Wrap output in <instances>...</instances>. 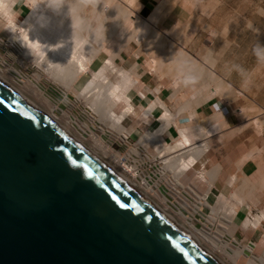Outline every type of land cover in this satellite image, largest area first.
I'll use <instances>...</instances> for the list:
<instances>
[{
    "label": "water",
    "instance_id": "obj_1",
    "mask_svg": "<svg viewBox=\"0 0 264 264\" xmlns=\"http://www.w3.org/2000/svg\"><path fill=\"white\" fill-rule=\"evenodd\" d=\"M0 264L218 263L0 81Z\"/></svg>",
    "mask_w": 264,
    "mask_h": 264
},
{
    "label": "rangeland",
    "instance_id": "obj_2",
    "mask_svg": "<svg viewBox=\"0 0 264 264\" xmlns=\"http://www.w3.org/2000/svg\"><path fill=\"white\" fill-rule=\"evenodd\" d=\"M120 1H124L123 3L121 2V4L123 5H125V2H129L128 7H126L127 4L125 5V7L128 9V14L131 13V15L137 16L135 14L137 12V1ZM66 2L67 0H62V3ZM14 3L16 5H10L9 9L15 14L18 13L17 7H19V9L20 7L23 8V10L21 11H25L30 7L28 1L14 0ZM139 3H141V0H138V4ZM92 4H94V2L92 3V0H84L77 12H84L81 15L89 18L90 20L92 17L93 19H96V15H94L92 11ZM102 6L103 7L100 11L105 12L108 10L107 8L106 10L104 9L105 5ZM176 7L178 8V14H180V16L184 15L183 17L185 18L181 17L179 18L180 20H175L172 25L163 26V28L157 25L159 27L158 28L157 26L152 24L151 21L146 19L142 20L141 18V21L146 20L147 29L145 33H140L142 34L140 37H138L139 35H135L138 34V22H135L134 24L129 19H127L124 25L119 26L116 24V26L118 27H113L116 29V31H114L113 35L111 34L112 36L108 41L103 42L104 46H106L102 48V53L107 57L112 56L111 58L114 59V63L117 66L119 65V67H123L125 69H132L133 67H135V78H137L138 80L140 79L141 74H144L145 72L153 69V62L151 60L155 59L158 63L154 67L155 71L153 72L152 70V73L156 74L160 78H163V85L168 87L169 91L173 94V96L166 100V102L173 112H176L177 110L181 109L180 107L183 106L182 108L184 110V115L182 114V116L187 121V126L191 129V131L197 126L193 122L192 118L194 111L199 105L207 102L208 98H212L214 96H222L224 97L223 99L232 101L237 97L245 101L243 112L247 116V127L253 132V134H255L260 145L259 147H251L250 152L242 157L243 161H241L240 163L244 162L243 165L238 163V166L240 167L236 166L235 171L232 174H236V171L238 170L236 175L237 177H239V179L234 185V189H238L240 187L239 183H241V181L243 180L239 193L241 194V197H243L245 202L248 201V203L252 205V209L256 210H254L252 213V216H255L258 214V212H264V202H262V204H258L259 199L257 194L258 191L256 188L257 186L253 184L252 179L254 173H247L245 170L243 171V166H245L247 160H250L251 162H257L259 165H264V62H224L226 56L235 54L238 55V52L231 51L230 46L235 44L236 41L234 39V36L225 33V31H221L219 28L225 27V25L227 27L230 25H236V27L238 28L239 24H236L235 21L229 23L226 22L225 24H223L224 21L222 17L217 20L213 17L208 18L207 16H201V18H199L197 15L198 11L200 10L199 6L194 4L191 0L180 1L179 4L176 5ZM132 12L134 13L132 14ZM139 13L143 18H148L147 15L140 12V10ZM123 14L124 13H122V15ZM105 17H108V15L104 16V18ZM120 17L121 15L118 16V18ZM101 19H103V17ZM105 19H103V22L105 20L106 23L103 27L104 31H102V33L104 32L103 34L107 35L103 37L108 38L110 36H108V34H110L109 31L113 29L111 27L112 21L110 18ZM91 21H93L91 22L92 25L94 24L93 26H96V20ZM236 22H238V20H236ZM141 23L142 22H140V24ZM141 26L143 27V25ZM140 28H138V30ZM81 32L83 31L81 30ZM85 32L86 30L84 31V33ZM157 42L164 44H160L161 48H157L156 46H160H153ZM92 43L94 44V41ZM98 43L99 42L94 45L96 46ZM147 44H149L148 47ZM151 46L156 47V49H153V52L150 49L152 48ZM96 47L98 48V45ZM183 52H186L188 54L189 60L187 59L180 62L177 57ZM22 54L23 53L21 52V49L11 43L9 31L3 29L0 25V79L9 88L13 89L19 95L37 106L40 112L43 113L47 118L60 125L65 129L67 133H69L73 137L79 139L98 158L112 165V167L121 176L127 178L123 173L119 171L118 166L111 160L110 156L104 155L103 151L98 145L95 144L92 138H90L85 133L84 136L86 138H83L78 128L83 126L82 123H85L88 128L86 130V128L82 127L83 130H85L88 134H90L92 131V133H95L103 138L108 144H110V142L114 140V136H118V138L121 136H119L117 132L108 129V127L99 120V116L91 111L87 102L84 101V97L80 95L79 90L75 89L74 87H68L67 83L69 82L67 80H65L67 81V83H65V81L63 82L54 80L51 76L46 74L44 70H42L43 68L41 69V67H38V65L35 64V62H32L30 58L24 57L25 55ZM176 62H180L181 64L179 63V65ZM182 62H184V65L186 63V65H182ZM190 62H192V64ZM101 63L102 62L98 59L94 60L88 70L87 77L79 78L77 81H75L74 86H77L83 81L88 80L90 77H93L95 71L100 67ZM178 65L182 66V69ZM178 67L180 69H178ZM12 69L16 72L11 71ZM195 70H198L199 72L196 76L193 74V71ZM136 75H138V77ZM228 76L234 78L236 83L231 85L229 79L227 78ZM216 80L219 81H217L219 84L220 81L223 80V82L221 83L225 82V85H227L228 88L227 86H224L228 89L229 93H226V88H221V86L224 87L223 84H221L220 87L217 85L215 86L214 82H216ZM30 81L34 82L42 90L44 96H46L47 98L50 97L49 99L51 100V105L53 106L47 104L39 94L34 93L33 89L29 87V85L27 86L26 83ZM182 82L187 84H183ZM139 85L140 83H138V85L136 84V87ZM217 87L221 89V93L214 95L211 88L218 89ZM229 88L231 89V92ZM235 88L240 89L241 94L231 96V93L235 92ZM52 107L54 108V110ZM114 111L119 114L121 109L117 107L114 108ZM62 112L74 118L75 122L72 124L68 123V119H66L67 117L64 116V113ZM54 117H56V119ZM262 120L263 122L261 127L260 123ZM176 122H178V120ZM202 127L204 129L206 128L203 125ZM174 128L176 129V126H174ZM168 136L170 138H174L175 133L173 131H170L168 133ZM131 137L132 139H134L133 136ZM134 137H136V135ZM138 140H140V136ZM139 143L145 144L143 142ZM148 144L151 143H147V145ZM246 155L250 156L247 157ZM239 168L242 171H240ZM188 178H194L192 172L191 174H189ZM194 182L196 184H200L197 179L194 180ZM202 187L205 189V185H203ZM137 189L144 195L145 198L148 199V201L153 206L172 218L190 238L194 239L196 242H199L215 260H217L221 264H235V262H237V264H249L250 260L248 257L238 256L236 261H234L235 258L233 257V255H229V257H226L219 251V249L221 251H223L224 249L223 241L217 242L216 240V245H218L219 249L216 248L213 245V241L211 239L207 240L205 235L202 233L196 234L188 226L187 222L184 219H180V217H178L172 210L168 209V207H165V205H163L159 201L158 197L152 196L153 194L150 195L149 193H147L145 191V188L139 187ZM211 201H214V198H211ZM210 216L212 218L217 217L216 215ZM249 218V216H245L242 214L238 215V227L244 221H248L249 223L247 226L244 225L240 228L243 234H235L234 231H232L234 224L232 226H229L230 228L228 227L230 232H223L220 227L212 228L209 225L208 227L209 229L212 228V230L215 232H220L223 238L225 237V240H227L226 237L229 233L233 234L236 237H239L240 239L243 238L244 241H246L245 244H247L248 240L255 241L258 248L254 251V254L259 258L260 256H262L264 251V246L260 244V241L262 240V234H264V225L259 226V232H252V234L251 232L248 233L247 229L250 226ZM217 222L221 224L218 220ZM197 226L199 228H202V226ZM210 237L212 238L213 235L210 234ZM257 263L264 264V261H257Z\"/></svg>",
    "mask_w": 264,
    "mask_h": 264
},
{
    "label": "bare ground",
    "instance_id": "obj_3",
    "mask_svg": "<svg viewBox=\"0 0 264 264\" xmlns=\"http://www.w3.org/2000/svg\"><path fill=\"white\" fill-rule=\"evenodd\" d=\"M21 1H28V3L30 4V7L29 9L25 11H21L19 7L16 6L18 13L16 12L17 14H15L9 9L10 5H14V6L16 5L14 3V0H0V25L2 26L3 29L9 31L11 43H13V45L18 46L21 49V52L23 53L22 55H25L24 57L30 58L32 62H35V64H37L38 67L40 66L41 69L43 68L42 70H44V72L48 74L49 76H51L54 80L63 81V82L67 80L69 83H67V81H65V83L68 84L69 88L74 87L75 89L79 90L80 95L84 97L85 99L84 101L87 102L91 111L99 116V120L103 124H105L108 127V129L117 132L119 136L129 135L130 130L128 131V127H127L128 119L127 118H129L130 114H133L135 112V106H137L135 98H134V92H133V87L135 83H137L136 82L137 78H135V74L129 69L119 67V65L117 66L113 61L114 59L111 58L112 56L107 57L103 55L102 48L106 46V45L104 46L103 42L108 41L110 37L113 35L114 31H116V29L113 28L116 26V24L119 26L124 25L127 19H129L134 24L135 22L136 23L138 22L137 24L138 34H135V33L134 34L137 36L139 35L138 37H140L143 33H145L147 29L146 20L141 21L140 20L141 16H139L140 14H137V12L135 13L137 16L131 15V13L128 14V9L126 7H128L129 2H125V5L127 4V6L125 7V5L121 4L122 1L120 0H92V3L94 2V4H92L91 6L93 10L92 9L91 10L93 11V14L96 15L95 16L96 19H93L92 17L91 20H96L97 22V24H95L96 26H93L94 24L92 25L91 22L93 21H91L89 18L81 15L84 12H81V13L77 12L84 0H69V1L67 0L66 3H62V0H21ZM117 1H120V2H117ZM132 1L134 0H130V2ZM102 5H105L104 7L105 10L106 8L108 9L107 11H105L106 13L103 11H100L103 7ZM122 13L124 14L122 15ZM133 13L134 12H132V14ZM107 15L108 17H105V18L111 19L112 25H113V26L111 25V27L113 29L110 27L112 29L111 31H109L110 34H108V36L109 35L110 36L108 38L107 37L105 38L103 36H107V35L103 34L104 32L102 33V31H104L103 27L105 26V23H106L105 21L106 19L104 18V16H107ZM119 15H121L120 17L121 19L118 18ZM67 16H68V20H67ZM102 17L103 19H105L104 22H103V19H101ZM140 22L142 23L140 24ZM141 25H143V27ZM138 28L140 29L138 30ZM81 30L83 32H81ZM85 30L86 32L84 33ZM96 39H97V42H99L97 44L98 48L96 47L97 45L96 46L94 45L97 43ZM93 41H94V44L92 43ZM160 44L162 43L157 42L153 46H156V45L160 46ZM148 45L149 44H147V47ZM153 46H151L152 48H150L152 52L154 51L153 50L154 48L156 49V47L161 48V46L160 47L158 46L153 47ZM97 59L100 60L102 63L100 67L95 71L94 76L90 77L86 81H83L79 85L74 86L75 81H77L79 78L87 77L88 70L91 64L93 63L94 60H97ZM177 59L181 62L183 60H187V59L189 60V57L186 52H183L177 57ZM151 61L153 62L152 70L154 72L155 71L154 67L156 66L158 62L155 59H152ZM180 62H176V63L179 64ZM182 63H183L182 65H184V62ZM190 63L192 64V62ZM179 67L181 68L182 66H179ZM179 67L178 69H180ZM11 71L16 72L13 69ZM193 72L195 76L199 73L198 70L197 71L195 70ZM0 81L4 83L1 79ZM217 81L218 80H216V82ZM216 82H214L215 86L217 85L220 87L221 84H223V86L225 85V82L221 83L223 82V80L220 81V84L218 83L219 81L217 83ZM187 83H184V84H187ZM26 84L27 86L29 85V87L33 89L34 93L39 94L47 104L49 105L52 104L51 100L49 99L50 97L47 98L46 96H44L42 93V90L34 82L30 81V82H27ZM225 86L224 87L221 86V88L222 89L226 88ZM6 87L8 86L6 85ZM211 89L214 95L221 93L220 88L218 89L211 88ZM229 90L231 92L230 88ZM11 91H13V93L16 95H19L13 89H11ZM227 92H228V89L226 93ZM156 106L161 111L160 114L157 115V118L158 120L162 121L163 124L158 127L151 126L149 129L142 132L140 134V140L138 139L137 140L145 144H142L139 142L137 143L139 145H147V143L153 144L159 150L162 158L164 157V159L167 162H170L173 158H175L176 161L173 163H170V169L178 177L182 175V173H184L186 170H188L192 165H194V163L198 162L199 163L198 173L197 174L194 173V177L197 178L198 181H201L200 184H203V182H206L209 184V188L213 187L215 180L218 176V172L220 170L219 167L217 166L216 168L215 166V168L212 169L211 171H204V170L199 169V167L203 165L205 160L207 159V157L205 156L209 149V143H208L207 137L210 135V133L208 132V129L206 128L204 129L202 125H197V126L195 125L196 128H193L191 131V129L188 128V126H185V127L179 126L178 122L181 123L185 121L182 117V112L184 111L182 108L183 106L180 107L181 109L177 110V112H173L171 111V109L166 108V105L164 103L163 105L158 104ZM117 107L121 109L119 114L114 111V108H117ZM152 112L153 111L151 107H149L146 111H144L143 116L145 117L147 115H154ZM64 116L67 117L66 119H68L67 121L68 123L72 124L75 122V119L70 117L66 113H64ZM54 118L56 119V117ZM49 120L53 122L51 119ZM177 120L178 122H176ZM262 122L263 120L260 123L261 127H262ZM53 123L55 124V126H57L60 130L68 134L73 140H75L81 146L85 147L87 150L92 152L79 139L67 133L65 129L62 128L57 123L55 122ZM82 125H83L82 127L86 128L87 130L88 128L87 125L85 123H82ZM174 126H176V129L174 128ZM82 127L78 128L77 126L83 138L84 139L86 138L84 136V133H86L90 138H92L95 144L100 147V149L103 151L105 156H107L108 154L110 155V153L113 150V147L110 144L106 143V141L103 138H101L95 133H92V131L90 134H88L85 130H83ZM171 128L175 132L176 136L174 138L169 139V141L162 140L160 135L164 133L165 130L167 129L171 130ZM199 132L203 133L204 137L198 140L197 142H195V139H199L201 136L199 135ZM92 154L95 155L93 152ZM117 156L118 155L114 157L112 156L115 161H117ZM98 159L102 161L103 163L107 164L113 170V172L121 180H123V182L127 185V187H129L131 190L141 193L137 189L139 188V186L134 181H132L131 179L125 178L124 176H121L112 167V165L104 162L100 158ZM243 163H240V164L243 165ZM196 169H197V166H196ZM237 172L238 170L236 171V174ZM236 174H231L228 180L227 186L228 188H232L233 193L231 194L232 195L231 198L232 200L234 199L233 202H235L236 206L239 205L240 207L239 210H237L236 206H232L228 203L227 204L233 208H226L225 203L228 198L224 196V194L220 193L219 196L217 197L218 198L217 203L212 204L211 203L212 201H209V205L212 208L211 215H216L217 217L212 218L210 216L209 220L207 221V223L203 225L202 228L197 227L194 219L189 220V218H187L185 215H183L180 212H174V213L178 217L184 218L185 220H187L188 226L196 234L202 233L205 235L207 240L211 239L213 241V245L216 248L219 249L218 245H216V240L217 242L223 241L224 249L223 251L219 249V251L222 254H224L226 257H229V255L230 256L233 255V257L235 258L234 261H236L238 256L248 257L250 260L249 264H258L257 261H264V251H263L262 256H260L259 258L258 256H255L254 251L257 250L258 248L256 243L252 242L240 248H233L230 243L224 241V238L220 232H215L212 230V228L209 229L208 227V225L212 227L218 220L221 223L219 224V226L221 227L223 232H230L228 227L233 224L234 218L238 214H242V215L250 217L249 218L250 226L247 229L248 233L251 232L252 234V232H259V226L264 225V212H260V213L258 212L257 215L254 214L255 216H252V213H253L252 205L248 203V201L245 202L243 197H241V194H239L240 187L238 189L237 188L234 189L235 187L234 185L237 183V180L239 179V177H237ZM144 188H145V191L151 192V194L158 197L159 201L163 205H165V207H169V202H167L166 198L161 197L158 193H155L153 190L149 191L148 188L146 187ZM153 207L158 212H160L162 215H164L173 225L179 227L172 218H170L168 215L158 210L155 206ZM179 228L182 230V232L186 236H188L181 227ZM210 234L213 235L212 238L210 237ZM260 244L264 246V234H262V240L260 241ZM231 248L238 249V250H232ZM224 252L227 253L228 255L225 254ZM215 261L218 264H221L217 260ZM235 264H237V262H235Z\"/></svg>",
    "mask_w": 264,
    "mask_h": 264
},
{
    "label": "crops",
    "instance_id": "obj_4",
    "mask_svg": "<svg viewBox=\"0 0 264 264\" xmlns=\"http://www.w3.org/2000/svg\"><path fill=\"white\" fill-rule=\"evenodd\" d=\"M180 1L184 0H141L139 4L137 0V13L140 14V10V12L146 14L148 17L143 18L140 14L139 16H141V18L149 20L155 26L159 25L163 28V26L172 25L175 20H180L179 18L184 16L178 14V8L176 7ZM191 1L199 6L200 10L197 14L199 18H201V16H207L208 18L213 17L217 20L222 17L224 21L223 24L232 21L239 24L238 28L236 25H230L228 27L225 25V27L219 28L221 31H225V33L234 36L236 40L235 44L230 47L231 51L238 52V55L226 56L224 62H264V0ZM20 10H23V8L20 7ZM236 20H238V22H236ZM129 70L135 74V67ZM136 76L138 77V75ZM227 78L231 85L236 83L234 78L230 76ZM136 82L137 83H135L133 87V92L138 107L135 106V112L128 118L127 127L128 131L130 130L129 133L131 136H133L134 139H139L140 134L151 126L158 127L163 124V122L157 118V115H159L161 111L156 105H163L164 103L166 108L171 109L166 100L171 98L173 94L169 91L168 87L163 85V78L152 73V70L141 74L140 79H137ZM138 83H140V85L136 87ZM239 94H241L240 89L235 88V92L231 95L236 96ZM221 97L214 96L208 98L207 102L197 107L192 118L196 125L205 126L211 135L207 137L209 143V149L206 153V157L209 159L208 171L214 169L215 166L216 168L218 166L220 169L214 183V195L212 196L214 201H212V203H217V197L222 193L228 198L225 203L226 208H230L231 206L228 204L232 206L236 205L235 202H233L234 199L232 200L231 198V194L233 193L232 188H228L227 186L228 180L235 171L237 164L243 161L242 157L250 152L251 147H259L260 143L255 134L247 127V116L243 112L245 101L237 97L235 100L227 101L223 99L224 97ZM149 107H151L154 115H147L144 117L143 113ZM182 114L184 115L183 112ZM183 119L185 120L184 117ZM178 125L185 127L187 126V121L178 122ZM171 130L173 131L172 128ZM171 130L167 129L160 135L162 140L169 141V139H171L168 136ZM135 135L136 137H134ZM199 135H201L200 138L195 139V142L204 137L201 132H199ZM244 170L247 173H254L252 179L253 184L257 186L258 204H262V202H264V165H259L257 162H251L249 160L245 163L243 171ZM196 179L195 177L187 178L185 181L192 182L203 191L204 188L202 186L204 182L203 184H196L194 182ZM199 183H201V181H199ZM242 183L243 180L239 183V190L241 189ZM236 207L237 210H239V205ZM238 215L234 218L232 231H234L235 234H243L240 228L244 225L247 226L249 223L248 221H244L238 227Z\"/></svg>",
    "mask_w": 264,
    "mask_h": 264
},
{
    "label": "built area",
    "instance_id": "obj_5",
    "mask_svg": "<svg viewBox=\"0 0 264 264\" xmlns=\"http://www.w3.org/2000/svg\"><path fill=\"white\" fill-rule=\"evenodd\" d=\"M137 142V139H132L131 134L123 135L119 138L114 136V140L110 142L113 150L108 155L118 166L119 171L128 179L134 181L139 187H146L149 191L153 190L161 197L166 198L167 202H169L168 208L173 210V212H180L189 220L194 219L196 225L203 227L212 213L209 201L214 195V186L209 188V184L204 182L205 189L202 191L192 182L185 181L191 172L193 177L194 173H198L199 163H194L178 177L170 169V163L175 162V158L167 162L164 157L162 158L156 146L153 144L139 145ZM116 155H118L117 161L113 158ZM208 163L209 159L207 158L199 169L208 171ZM147 193L152 195L151 192ZM185 221L187 222V220ZM213 227H220L219 223L216 221ZM226 239L224 237V241L230 243L233 248H240L252 242L256 243L253 240H248L247 244H245L246 241L243 238L240 239L229 233Z\"/></svg>",
    "mask_w": 264,
    "mask_h": 264
},
{
    "label": "snow or ice",
    "instance_id": "obj_6",
    "mask_svg": "<svg viewBox=\"0 0 264 264\" xmlns=\"http://www.w3.org/2000/svg\"><path fill=\"white\" fill-rule=\"evenodd\" d=\"M120 206H121V207H124V205H123V204H121Z\"/></svg>",
    "mask_w": 264,
    "mask_h": 264
}]
</instances>
